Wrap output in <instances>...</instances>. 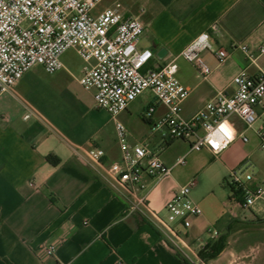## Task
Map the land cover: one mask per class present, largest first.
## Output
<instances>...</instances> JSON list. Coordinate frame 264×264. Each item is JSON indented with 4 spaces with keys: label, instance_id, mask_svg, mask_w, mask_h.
I'll list each match as a JSON object with an SVG mask.
<instances>
[{
    "label": "crops",
    "instance_id": "1",
    "mask_svg": "<svg viewBox=\"0 0 264 264\" xmlns=\"http://www.w3.org/2000/svg\"><path fill=\"white\" fill-rule=\"evenodd\" d=\"M114 1H100L96 12ZM119 1L127 16L138 15L144 25L137 45L153 53L145 68L171 60L177 65L176 77L190 89L183 117L190 118L216 95L234 91L232 79L240 70L254 76L264 67L259 51L264 0ZM214 24V51L223 48L229 56L218 63L214 51L203 50L201 57L211 68L204 78L180 53ZM61 60L64 67L47 77L41 65H34L13 91L0 95V264H264V200L244 208L226 184L230 171L244 163L253 173L251 185L264 182V149L256 133L264 116L250 128L235 118L247 141L237 137L215 154L205 147L190 150L187 140L155 131L164 106L155 103L150 91L118 115L131 143L160 150V159L172 168L166 176L146 177L147 188L135 192L145 195L152 212L164 218L172 194L195 181L189 197L202 211L188 228L177 224V236L171 237L147 215L130 211L128 194L102 180L74 153V147H100L106 161L120 157L114 120L77 80L82 66ZM150 105L154 110L146 115ZM48 154L59 162L49 163ZM182 155L185 163L175 164ZM211 229L218 235L211 236ZM219 235L225 247L202 259L200 252ZM43 245L55 246V254L47 256Z\"/></svg>",
    "mask_w": 264,
    "mask_h": 264
},
{
    "label": "built area",
    "instance_id": "2",
    "mask_svg": "<svg viewBox=\"0 0 264 264\" xmlns=\"http://www.w3.org/2000/svg\"><path fill=\"white\" fill-rule=\"evenodd\" d=\"M102 0H0V95L13 91L24 73L34 65L54 74L64 67L61 55L74 48L82 58L83 65L78 82L87 91H92L95 106L103 109L114 120V129L120 157L106 161L105 151L100 147H74L73 151L102 180L130 197V211L137 210L150 217L156 228L177 236L176 225L188 228L191 218L201 213L202 208L189 197L195 181L181 185L165 204V217L152 212L145 203V195L137 197V190L147 188L146 177L160 178L171 173V167L161 159L158 150L146 143H131L125 125L118 115L144 91H150L155 103L164 106V112L153 129L164 130L166 137L187 140L190 150L205 147L218 154L237 137L247 141L240 132L235 118L245 128H250L264 116V67L254 76L240 70L232 83L234 91L228 95L220 93L206 101L190 118L182 116L183 102L189 88L176 77L177 65L173 60L160 66L145 68L151 55L150 49H139L137 43L143 34L144 25L138 15L127 16L121 1H114L96 12ZM210 31L200 33L181 51L180 56L188 60L206 77L211 68L202 59L203 50L214 51ZM201 34L208 36L200 41ZM238 47L248 56L254 57L247 45ZM260 54L264 45L259 47ZM218 63L229 56L223 49L214 51ZM154 105L146 108L149 115ZM30 110L25 117H29ZM227 123L231 136L219 129ZM260 148L264 149V123L257 127ZM186 155L176 159L175 164L185 163ZM244 163L230 171L226 184L239 190L244 208H251L259 199L264 200V182L251 185L253 173ZM211 236L218 232L211 229ZM47 256L56 252L55 246L43 245Z\"/></svg>",
    "mask_w": 264,
    "mask_h": 264
},
{
    "label": "trees",
    "instance_id": "3",
    "mask_svg": "<svg viewBox=\"0 0 264 264\" xmlns=\"http://www.w3.org/2000/svg\"><path fill=\"white\" fill-rule=\"evenodd\" d=\"M46 159L52 165H56L59 162L58 157L52 156L50 154L46 155ZM229 188H230L233 195H236L239 197V195H240L239 190L235 189L233 186H229ZM225 245L226 244H225L224 236L219 235V238L214 243L210 244L209 246H206L205 247L206 249H204L200 252L202 259L207 260V259H210L212 257H215L219 253V251H221V249L223 247H225Z\"/></svg>",
    "mask_w": 264,
    "mask_h": 264
},
{
    "label": "rangeland",
    "instance_id": "4",
    "mask_svg": "<svg viewBox=\"0 0 264 264\" xmlns=\"http://www.w3.org/2000/svg\"><path fill=\"white\" fill-rule=\"evenodd\" d=\"M61 59H66L67 61H69L70 64L75 65V66H82L83 65L82 58L77 54V51L74 48H71V49L69 48L65 52H63L61 55ZM37 68H38V66H36L35 69H37ZM43 72L45 73L44 75L46 77L51 75L50 73H48L44 70H43ZM159 151L160 150H158V152ZM199 190H201V187H199ZM164 219H167V218L164 216Z\"/></svg>",
    "mask_w": 264,
    "mask_h": 264
},
{
    "label": "clouds",
    "instance_id": "5",
    "mask_svg": "<svg viewBox=\"0 0 264 264\" xmlns=\"http://www.w3.org/2000/svg\"><path fill=\"white\" fill-rule=\"evenodd\" d=\"M198 40L200 41H207L208 40V36L206 34H201L200 37H198ZM221 132H223L226 136H231V129L229 128V126L227 125V123L221 125L220 129Z\"/></svg>",
    "mask_w": 264,
    "mask_h": 264
}]
</instances>
